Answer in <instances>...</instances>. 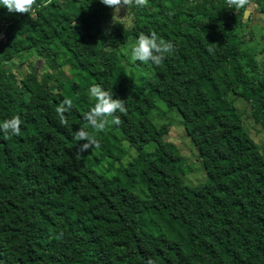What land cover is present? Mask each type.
I'll list each match as a JSON object with an SVG mask.
<instances>
[{
    "label": "trees",
    "instance_id": "obj_1",
    "mask_svg": "<svg viewBox=\"0 0 264 264\" xmlns=\"http://www.w3.org/2000/svg\"><path fill=\"white\" fill-rule=\"evenodd\" d=\"M252 4V18L264 14V0ZM120 10L127 21L100 0H37L30 15L0 7V123L22 121L18 136L0 131V264H264V154L235 106L248 104L264 133L263 51L248 40L258 27L226 0H148ZM115 26L125 44L153 32L173 43L160 66L149 63L148 88L111 44ZM21 55L47 63L46 74L17 67ZM53 60L81 79L62 80ZM93 84L127 108L116 113L119 125L107 126L99 159L92 149L78 154L86 141L74 139L80 128L94 134L83 119L96 103ZM155 94L181 113L205 183H184L179 150L164 140L168 125L152 122ZM66 99L72 108L62 125L55 109ZM119 140L137 155L112 176ZM103 158L111 159L106 168Z\"/></svg>",
    "mask_w": 264,
    "mask_h": 264
},
{
    "label": "rangeland",
    "instance_id": "obj_2",
    "mask_svg": "<svg viewBox=\"0 0 264 264\" xmlns=\"http://www.w3.org/2000/svg\"><path fill=\"white\" fill-rule=\"evenodd\" d=\"M256 9V5L252 4L249 7V13L247 14V16H245V20L251 18V20L254 21V26L258 27L257 31L255 32V38H249L248 40H254L250 43V48L255 50L257 53L263 51L259 57L264 59V14L255 12L254 17L252 18V13ZM118 16L126 21L128 19L127 16L123 14L122 10H120ZM114 29V33L110 36L109 40L114 47H120L118 50L120 54L124 55V63L129 66L133 63L130 57V50L135 44V40L131 39L125 44V39L116 35L118 27L115 26ZM64 63V60L59 62L53 60L52 63H50V67L52 68L54 73L59 74L60 78L64 81L74 78L81 79V75L76 69ZM15 65L17 67L23 68V70H25L26 72H30L32 66H34L38 71L41 72L42 75L46 74V68L48 67L47 63L42 60H38L34 55H21L20 59L15 61ZM134 65L135 66L127 68L129 75L133 78L138 87L148 88L150 84L155 81V75L149 68V64L145 65L137 61L134 63ZM91 100L95 99L91 97ZM153 101L155 102V108L153 109L151 115L152 122L156 127H161L164 124L168 125L169 132L164 140L172 143L173 146H175L179 150L180 156L183 159V163L180 168V175L184 183L189 187H194L199 184L205 183L208 180V175L204 163L202 159L199 158L197 149L195 148L191 137L187 133L181 113L176 108L169 110L163 99L156 94L153 96ZM235 106L238 112L243 117L245 130H247L252 140L261 149V153L264 154V133L261 131L260 127H258L251 119L249 105L244 101L238 99L235 101ZM106 130L107 127L104 131L99 133L93 130L94 134L92 136L100 142V146L98 148H92V154H94L95 159H99L103 157V154H105V148L102 146V143H104V141L108 138V136L105 137V134L107 133ZM118 145L122 150V154H120V159L112 160L114 165L112 171L110 172V175L112 176L117 175V170L121 165H128V163L132 159H135L137 155L136 151L131 149V147H129V144H127L126 142L119 140ZM156 146V143H151L145 147L144 151L153 152ZM113 153L115 156L119 155V151L116 150V148H114ZM110 160V158H103L102 162L104 166L101 165V168H106V166H109ZM134 190L137 193L144 195L146 186H144L142 190L141 187L139 188L138 181L136 187H134Z\"/></svg>",
    "mask_w": 264,
    "mask_h": 264
},
{
    "label": "clouds",
    "instance_id": "obj_3",
    "mask_svg": "<svg viewBox=\"0 0 264 264\" xmlns=\"http://www.w3.org/2000/svg\"><path fill=\"white\" fill-rule=\"evenodd\" d=\"M48 2L50 3L51 0H48ZM100 2L114 9L113 19L119 15L122 7L127 9L132 7L143 8L148 4V0H100ZM36 4L37 0H0V7L6 8L9 13L30 15ZM226 6L236 11L244 10L245 14H247L250 0H226ZM172 52H174V45L171 41L158 38L155 32L151 33V35L141 33L130 50V57L133 63L139 61L145 65L151 63L155 66H160L166 55ZM88 91L96 103L89 111L84 113L83 119L87 124L97 133L104 131L110 123L119 125L121 120L116 113H127L125 100L114 99L113 92L105 90L99 84H93ZM71 108L72 101L70 99L64 100L56 107L55 112L62 125H67L65 113L69 112ZM21 124V118L14 116L0 123V131L3 132L5 138L18 136L21 133ZM74 139L77 142L86 141L79 145L78 154H83L94 147L98 148L100 146V142L83 128L75 131ZM148 264H154V262L149 260Z\"/></svg>",
    "mask_w": 264,
    "mask_h": 264
},
{
    "label": "built area",
    "instance_id": "obj_4",
    "mask_svg": "<svg viewBox=\"0 0 264 264\" xmlns=\"http://www.w3.org/2000/svg\"><path fill=\"white\" fill-rule=\"evenodd\" d=\"M6 39L5 34H0V41H4Z\"/></svg>",
    "mask_w": 264,
    "mask_h": 264
},
{
    "label": "water",
    "instance_id": "obj_5",
    "mask_svg": "<svg viewBox=\"0 0 264 264\" xmlns=\"http://www.w3.org/2000/svg\"><path fill=\"white\" fill-rule=\"evenodd\" d=\"M249 13V10H248V12H247V14ZM247 14H245V16H247Z\"/></svg>",
    "mask_w": 264,
    "mask_h": 264
}]
</instances>
